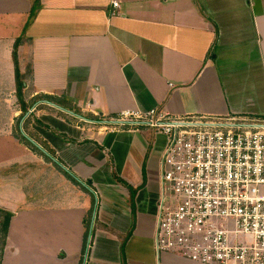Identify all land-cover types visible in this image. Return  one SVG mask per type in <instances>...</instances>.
<instances>
[{
	"label": "crops",
	"instance_id": "obj_1",
	"mask_svg": "<svg viewBox=\"0 0 264 264\" xmlns=\"http://www.w3.org/2000/svg\"><path fill=\"white\" fill-rule=\"evenodd\" d=\"M30 9L31 0H0V14L24 19ZM17 37L3 55L12 72ZM23 39L27 111L19 118L12 90L8 124L29 202L16 205L15 180L2 174L0 208L11 217L0 264H199L154 249L166 137L109 122L121 110L152 108L264 117V0H39ZM17 118L67 171L21 143Z\"/></svg>",
	"mask_w": 264,
	"mask_h": 264
},
{
	"label": "built area",
	"instance_id": "obj_2",
	"mask_svg": "<svg viewBox=\"0 0 264 264\" xmlns=\"http://www.w3.org/2000/svg\"><path fill=\"white\" fill-rule=\"evenodd\" d=\"M109 123L166 137L156 252L199 264H264V119L152 108L121 110Z\"/></svg>",
	"mask_w": 264,
	"mask_h": 264
},
{
	"label": "rangeland",
	"instance_id": "obj_3",
	"mask_svg": "<svg viewBox=\"0 0 264 264\" xmlns=\"http://www.w3.org/2000/svg\"><path fill=\"white\" fill-rule=\"evenodd\" d=\"M22 17V15H17L15 13L0 14V192L3 189L2 184H4L2 181V174L12 176L15 180L13 182L15 203L16 205L20 204L21 206L25 205L24 203H27L28 201L25 197L26 186L21 183L20 179H18V177L16 176L18 173H20L19 167L22 166L24 162V160L22 159L23 156L21 157L22 147H20L15 142L14 134L11 133V135H9V132H11L12 128L11 125L8 124L12 109V96L14 95L13 93L9 96V93L13 90L16 94V84L13 75L14 71L12 72V70H10L9 68L6 69V67H4L5 65H7V61L5 60H7L8 57L7 55H3L7 53L6 50L9 49L8 44H11V39H14L15 36L21 37L18 46H20L23 41H25L23 39L25 26H23L22 21H25L28 18L26 17L23 19ZM5 46L8 48L5 49ZM19 49L21 51H19L18 57L19 59H21L20 62L22 64V61H24L27 56L28 48L26 44H23ZM21 53L23 54L24 59ZM74 114L78 113L74 112ZM18 121L19 120L17 118V120L15 121V124H17L15 126L17 138L21 140L22 144H28L30 147L34 148L35 146H32L33 144H31L23 137L22 132L25 133L24 127H22V125H19ZM14 147L16 148V150L13 152L12 150L14 149ZM0 200L2 201L3 199ZM1 239L2 232L0 231V242Z\"/></svg>",
	"mask_w": 264,
	"mask_h": 264
},
{
	"label": "trees",
	"instance_id": "obj_4",
	"mask_svg": "<svg viewBox=\"0 0 264 264\" xmlns=\"http://www.w3.org/2000/svg\"><path fill=\"white\" fill-rule=\"evenodd\" d=\"M38 5H39V0H31V9L29 11L28 19L26 21L25 26L32 20L33 16L36 13V10H37ZM20 38L21 37H17L15 39V42H14V45H13V50H12V56H11L12 57L13 66H14V76H15V84H16L17 103L19 104V109L21 110V114H20L19 118H21L22 115L27 111V104H25L23 102V100H22L23 80H22V75H21V73L19 71V65H18V60H17V46H18V44L20 42ZM40 97L41 96H39L38 98L40 99ZM43 97L49 98L48 96H45V95ZM62 106L65 107V108H68V109H72V106L70 104H68V103H63ZM73 111L75 113L76 112H79V110H77V109H73ZM88 116H91V115H88ZM91 117L92 118H97L95 116L94 117L91 116ZM257 118L264 119V117H257ZM61 136H63L65 139H67L71 143H76V141L74 139L69 138V137L65 136L64 134H61ZM40 145L43 148H46L47 152L50 155L54 156L53 150H51L50 148H48L44 143L43 144L40 143ZM34 149H36V147H34ZM65 173H67V172H65ZM67 175L70 178L72 177L69 174H67ZM71 179L73 181H75L73 179V177ZM128 188H129V199H130V203H131L132 210H133V197H134V192L135 191L132 188H130V187H128ZM90 214H91V210H89L88 218L90 217ZM0 215H1V219H0V231L2 232V239H1V242H0V257H1V253H2V249H3L4 243H5V236H6V232H7V227H8L9 219L11 217V213L8 212V211H6V210H4V209H1L0 208ZM87 227H88V224L86 223V228ZM128 235H129V233L125 236L124 240L128 237ZM123 244H124V241H123V243L121 245L122 252H123Z\"/></svg>",
	"mask_w": 264,
	"mask_h": 264
},
{
	"label": "water",
	"instance_id": "obj_5",
	"mask_svg": "<svg viewBox=\"0 0 264 264\" xmlns=\"http://www.w3.org/2000/svg\"><path fill=\"white\" fill-rule=\"evenodd\" d=\"M44 102L45 103H49V104H51V105H53V106H56L55 104H53V103H51V102H49V101H47V100H44ZM56 107H58L59 109H61V110H63V111H65V112H67V113H69V114H71V115H74V116H76V117H79V118H82V119H84V120H86L84 117H82L81 115H79V114H74V112H72V111H70V110H67V109H64V108H62V107H60V106H56ZM20 127V126H19ZM22 135H23V137L27 140V141H29L31 144H33V146H35L37 149H39V151H41L43 154H45L46 156H48V157H50V159H52L53 161H55L57 164H59L51 155H49L38 143H36L33 139H31L30 137H28L25 133H23L22 132ZM60 165V167H62L65 171H67L66 170V168L65 167H63L61 164H59ZM93 216H94V209H93V211H92V219H91V222H90V225H89V230H88V237H87V245H88V242H89V238H90V232H91V228H92V221H93ZM87 245H86V249H85V251H84V255H83V261L85 260V257H86V251H87ZM83 263V262H82Z\"/></svg>",
	"mask_w": 264,
	"mask_h": 264
}]
</instances>
